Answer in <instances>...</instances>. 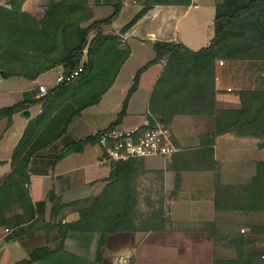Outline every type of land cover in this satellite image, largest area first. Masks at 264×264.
Returning <instances> with one entry per match:
<instances>
[{"label":"trees","instance_id":"trees-1","mask_svg":"<svg viewBox=\"0 0 264 264\" xmlns=\"http://www.w3.org/2000/svg\"><path fill=\"white\" fill-rule=\"evenodd\" d=\"M27 2L5 0L0 3V78L32 81L60 67L64 79L44 95L36 98L32 92L24 93L22 101L0 107V121L5 120V131L11 126L14 114L41 105L40 113L29 120L12 150L10 172L0 177V228L12 230L26 225L17 236L18 240L39 230L33 226L37 211L44 204H34L31 200L28 190L30 162L36 154L61 140L72 120L84 109L100 101L129 56L128 49L119 48L118 35L104 34V27L112 25L121 11V0H94L96 6L112 8L109 16L100 19H93L89 0H49L38 16L25 8ZM190 2L143 0V8L122 27L121 33L153 6H188ZM154 50L155 57L135 72L122 107L109 126L121 123L141 74L163 60V71L149 100L150 125L155 119L169 126L176 115L211 116L214 122L212 137L231 132L235 136L257 138L260 140L258 147H264V87L237 90L239 107L222 109L216 108L214 89L216 60L260 61L264 67V0L217 2L213 36L208 45L198 50L172 41H158ZM75 71L77 75L67 80ZM86 144H97L96 138L92 135L66 143L51 163L81 152ZM209 153L212 155V149ZM138 161L110 162L106 184L92 201L81 199L52 206L46 229L56 230L54 247L33 248L27 258L12 264H103L102 249L110 235L142 228L135 224L134 214L138 205L135 181ZM263 176V163L258 162L255 178L260 183L261 197ZM88 201L91 205L79 210L76 221H57L65 208ZM163 221L160 207L147 215L144 228L156 229ZM257 234L264 235V225L230 238L234 257L230 260L216 258L214 264H264V243H255L257 240L253 236ZM67 239L82 244L86 254L67 250ZM93 241L96 247L91 259L89 251Z\"/></svg>","mask_w":264,"mask_h":264},{"label":"crops","instance_id":"crops-1","mask_svg":"<svg viewBox=\"0 0 264 264\" xmlns=\"http://www.w3.org/2000/svg\"><path fill=\"white\" fill-rule=\"evenodd\" d=\"M46 1L45 4L49 0ZM219 1L221 0H210L205 5L208 11L206 10L204 17H200L204 5L191 0L188 6H153L125 33H121L125 24H118L117 18L110 29L104 30L106 35L120 37L119 48L128 49L129 56L100 101L84 109L72 120L67 134L61 140L36 154L30 162L28 190L31 200L34 204L44 203L37 211V221L33 226L39 230L18 240L17 236L26 225L8 232L5 228H0V252L4 250L10 257L11 246L18 244L28 255L32 249V246H27L29 240L30 245L38 243L37 247H54L56 230L46 229L52 206L81 199L92 201L104 188L110 172L109 164L102 161V150L98 144H86L81 152L71 153L52 164L58 151L66 143L94 135L116 119L133 83L135 72L155 57L154 46L158 41L182 43L194 51L208 45L213 36L215 5ZM89 4L94 9L103 6L94 5V0L93 4L89 0ZM123 5L126 6L125 3ZM191 12L195 14L193 21L184 23ZM146 20L159 21L156 32L149 31L146 36L135 34L137 27ZM133 44L144 46L147 52L136 54ZM164 64L165 61L162 60L141 74L138 87L131 95L126 114L119 124L121 127L133 128L149 122L150 96ZM39 77L32 81L16 79L9 87L18 96L15 103L22 101L24 93L32 92L36 98L41 96L36 89L37 85L43 84ZM8 79L0 78V82ZM263 87L262 62L224 60L220 65L219 60L215 61L216 108H237L240 104L237 90ZM28 110L29 118L22 117L20 113L14 114L11 126L5 131L6 122L0 121V177L10 172L12 150L29 120L40 113L41 105H34ZM169 127L178 151L169 157L140 159L136 168V177L143 175L148 189L162 187L164 221L156 229L142 227L110 235L102 249L103 264H117L118 258L123 256L130 257L128 264H146L152 255L149 252L151 250H164V254L172 251L174 257L181 258L183 264H214L216 258L230 260L234 257V250L229 245L230 238L241 233L247 234L254 226L264 225V176L262 197L260 183L255 178L257 163L262 162L264 167V147H258L260 140L235 136L231 132L212 137L214 122L211 116L176 115ZM94 145H98L100 150H96ZM210 149L212 155L209 153ZM135 181L137 185V178ZM78 188L82 190L78 191ZM87 189L84 196L77 194ZM151 194L148 196L153 198L154 190ZM91 201L65 208L59 213L57 221H76L79 210L89 207ZM162 253L157 258L162 257ZM16 261L19 260L14 262ZM156 264L169 263L161 261Z\"/></svg>","mask_w":264,"mask_h":264},{"label":"rangeland","instance_id":"rangeland-1","mask_svg":"<svg viewBox=\"0 0 264 264\" xmlns=\"http://www.w3.org/2000/svg\"><path fill=\"white\" fill-rule=\"evenodd\" d=\"M126 0H121L122 2V7L123 9L121 10L120 14L117 17V22L118 24H127L132 17L140 10L143 8V0H135L134 2L132 1H128L126 4V6H124V2ZM198 2H200L201 4H203L204 6L201 9V16L200 17H204L207 14L208 11V7L205 6L208 4V2H210V0H196ZM5 0H0V3H4ZM45 2H47L46 0H43V2H41V0H28V2L25 4V8L30 11L31 13L35 14L36 16L39 15V11L42 9V7L45 4ZM92 4H93V0H91ZM95 8V7H94ZM93 9V17L94 19H100L103 17H107L111 14L112 12V8L111 6H99L96 9ZM207 10V11H206ZM192 12H195V10H193ZM191 14L189 16H187L185 18V20L183 21L184 23H189L192 22L194 19L195 14ZM158 20L156 21H144L142 24H140L137 29L135 30V34L137 35H142V36H146L147 32L149 31H153L154 33L156 32V25L158 24ZM87 24V23H86ZM85 25V24H84ZM105 29H110V25H108L107 27H104ZM92 37V34L89 36V38ZM133 47L135 48L134 50L136 51V54H144L147 52L146 48L144 46H140V45H135L133 44ZM135 54V55H136ZM82 60H85V56L83 57ZM135 61V58L134 60ZM220 61V60H219ZM133 63V62H131ZM62 75V70L59 67H56L54 69H51L45 73H43L42 75H40L39 79L41 82H43L42 85H45V89L46 92L50 89L53 88L57 83V78L59 76ZM18 77H11L10 79L4 81V82H0V107L3 106H9L11 104H14L16 102V100H18V96H16L15 93H12L14 91H10L9 87L11 85H13L17 80ZM23 81V80H21ZM39 85L36 86V89L39 92ZM40 93V92H39ZM95 146V145H94ZM96 150H100L99 146H95ZM137 191H138V205L136 207V211H135V224L138 225V227H145L144 221L147 219V215L154 211L159 209L160 207L163 209V214H164V196H163V190L161 186H157V187H153L154 190V195L153 198H151L152 196H148L152 195L151 193H153V190L148 189V187L146 186V182L144 181L145 178L143 175H138L137 177ZM98 189V187L95 189V191ZM81 191V189L78 188V191ZM88 192V189L85 190V192H77L78 195L84 196L83 194H86ZM254 239L257 240V242H255L256 244L259 243V245L264 243V235H254L253 236ZM11 244V243H10ZM27 246H32V249L38 246V243H33L30 245V240L29 242H27ZM96 247V242L93 241L91 243L90 246V251H89V257L92 259L93 258V253ZM3 248V247H2ZM65 248L69 251L72 252H76L79 254H86V251L84 249V247L82 246V244L69 239L66 244H65ZM10 257L7 255V252L2 250L0 252V264H10L12 262H14L15 260H20L22 258H27L28 255L26 253V250H23V248H19L18 244H13L10 248ZM143 251V250H142ZM152 255L150 256V258H148V263L146 264H156V263H160L165 262V263H169L170 261L172 262L171 264H175L176 262L178 264H183L181 263V258H175L174 255L172 254V251H170L167 254H164V250H151L149 251ZM163 252L162 257H158L159 254ZM167 252V250L165 251ZM155 255V258H152ZM143 256V254L141 255ZM142 259V258H141ZM146 260V259H145Z\"/></svg>","mask_w":264,"mask_h":264},{"label":"built area","instance_id":"built-area-1","mask_svg":"<svg viewBox=\"0 0 264 264\" xmlns=\"http://www.w3.org/2000/svg\"><path fill=\"white\" fill-rule=\"evenodd\" d=\"M134 2L135 0H126ZM222 65L223 61H219ZM78 71H81L79 68ZM75 71L66 79L77 75ZM64 79L61 75L57 78L60 82ZM230 91V88H227ZM41 95L46 93L43 85L39 86ZM102 150V161L123 162L132 159L140 160L147 157H169L178 151L172 140V132L169 126L154 119V124L145 122L142 126L123 128L120 125L107 126L93 135ZM8 232V229H5ZM129 256L118 258L117 264H128Z\"/></svg>","mask_w":264,"mask_h":264},{"label":"water","instance_id":"water-1","mask_svg":"<svg viewBox=\"0 0 264 264\" xmlns=\"http://www.w3.org/2000/svg\"><path fill=\"white\" fill-rule=\"evenodd\" d=\"M20 115L24 118H29L30 117V112L29 110H23L22 112H20Z\"/></svg>","mask_w":264,"mask_h":264}]
</instances>
